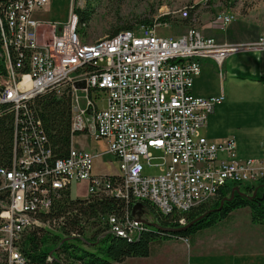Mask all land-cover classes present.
<instances>
[{"label":"built area","instance_id":"obj_1","mask_svg":"<svg viewBox=\"0 0 264 264\" xmlns=\"http://www.w3.org/2000/svg\"><path fill=\"white\" fill-rule=\"evenodd\" d=\"M51 0H15L0 10V104L15 113L16 147L12 168H0V258L4 264H34L21 250L35 229L64 232L68 212L50 218L52 195L86 183L85 201L115 197L129 206L125 217L109 216L99 227L86 220L82 233L68 241L100 242L109 235L137 239L150 228L134 215L137 204H149L164 216H184L209 204L231 185H256L264 179V161L238 159L234 138L220 143L202 135L209 117L225 96L197 97L193 87L210 58L221 69L238 47L220 44L196 28L159 36L169 20L122 31L86 43L80 33L75 2L64 25L37 18ZM181 21L189 17L184 11ZM223 27L235 17L220 13ZM251 47L264 49V35ZM52 93L71 104V132L106 144V152L70 148L55 159L40 118L31 110ZM99 102L105 103L103 109ZM220 154L226 158L221 159ZM110 155L119 174L96 175V158ZM153 161L160 174L146 176ZM72 198V197H71ZM141 218L148 222L146 207ZM137 213L140 211H136ZM186 219L180 225L186 226Z\"/></svg>","mask_w":264,"mask_h":264},{"label":"trees","instance_id":"obj_2","mask_svg":"<svg viewBox=\"0 0 264 264\" xmlns=\"http://www.w3.org/2000/svg\"><path fill=\"white\" fill-rule=\"evenodd\" d=\"M15 0H0V10ZM100 1V0H92ZM238 0H226L229 7H234ZM75 13L79 17V27L87 25L94 17V11L89 7L77 8ZM192 11L186 22L191 21ZM163 17L160 20L166 21ZM184 20V21H185ZM142 25H151L150 21H143ZM133 30L132 26H124L116 29L112 35L122 31ZM111 35V36H112ZM2 48V37L0 31V52ZM0 104V168H11L16 147L15 136V113L8 107ZM31 110L37 115L43 126L44 135L54 153L56 159L65 158L70 153L74 135L71 132L72 112L69 99H58L52 93L39 97ZM236 185L240 192L232 193L235 188L226 187L221 191V196L209 204L200 205L192 209L184 216H164L156 209L146 204L154 222L163 229H181L180 219H186L187 229L178 232H163L161 229L148 228L141 232L137 239L109 235L100 242L84 243L82 240L68 241L65 235L73 231L83 232L82 224L98 215L115 214L117 217H125L128 212V203L123 199L115 197H103L83 201L72 199L70 192L62 194L52 209L50 218H60L68 212L73 216L66 218L64 232L53 233L44 229H35L25 236L22 241L21 250L24 255L34 264H122L129 258H147L155 250L156 245L170 239H193L200 232L213 228L218 223L230 217L232 212L249 208L251 220L254 224L264 226V179L256 185H244L245 190ZM228 199V200H226ZM224 202V203H223ZM95 226V224H93ZM185 227V226H184ZM0 264H4L1 262Z\"/></svg>","mask_w":264,"mask_h":264},{"label":"crops","instance_id":"obj_3","mask_svg":"<svg viewBox=\"0 0 264 264\" xmlns=\"http://www.w3.org/2000/svg\"><path fill=\"white\" fill-rule=\"evenodd\" d=\"M49 6L37 14L38 20L43 21L49 14ZM198 30L220 44L238 47L221 69L210 58L200 60L202 72L195 81L193 94L202 98L225 96V101L209 117L202 135L216 143L234 138L239 160L264 161V49L251 47L260 42L264 25L235 21L223 27L206 22ZM72 146L76 148L74 138ZM89 151L99 154L98 148ZM219 157L226 158L225 154ZM210 229L213 234L208 237L213 241L204 248L192 239L191 243L170 239L156 245L150 257L129 258L122 264H264V226L252 222L249 208L232 212L229 218ZM170 243L169 253L159 255Z\"/></svg>","mask_w":264,"mask_h":264},{"label":"rangeland","instance_id":"obj_4","mask_svg":"<svg viewBox=\"0 0 264 264\" xmlns=\"http://www.w3.org/2000/svg\"><path fill=\"white\" fill-rule=\"evenodd\" d=\"M75 2L76 8L94 11V17L88 26L80 31L86 43H94L124 26H132L133 29L142 25L143 21H150L153 24L163 17L169 18L170 27L167 30H159V36H173L185 33L188 28L198 29L200 25L208 23L214 26L216 17L220 13L233 15L235 21L254 22L264 25V0H238L234 7H229L226 0H52L49 6V14L43 17L42 22L66 24L70 21L71 5ZM48 8V7H47ZM192 11L191 21L186 22L184 11ZM222 26V25H220ZM200 31V30H199ZM105 103L99 102V107L103 109ZM74 144L76 148H87L93 150L98 148L99 152H105L106 144L95 141L86 136H75ZM159 161H153L152 165L145 164L144 175L152 176L160 174L159 168L155 167ZM96 175H116L119 174V164L111 156L96 158L94 164ZM236 186L231 185V188ZM245 190V186H240ZM87 184L77 183L71 187V197L74 199H84L86 197ZM148 220H154L152 214L148 215ZM213 234V229L198 234L192 242L204 248L213 241L208 236ZM185 240V239H183ZM77 242L78 240H73ZM186 241V240H185ZM191 243V240H190ZM172 244H167L159 255H167Z\"/></svg>","mask_w":264,"mask_h":264},{"label":"water","instance_id":"obj_5","mask_svg":"<svg viewBox=\"0 0 264 264\" xmlns=\"http://www.w3.org/2000/svg\"><path fill=\"white\" fill-rule=\"evenodd\" d=\"M235 192L241 193L239 188H235L230 199H232L234 197ZM241 194H243V193H241ZM226 200H228V199H226ZM143 208H144L143 204H137V206H135V208H134V212H133L134 215H137L139 217L138 218L139 221L145 222L148 226H150V227H152L154 229L155 228L161 229V230H163V232H178V231L185 230V229H187L189 227V226H185V227H182L181 229H163V228H160L158 226V224H156L155 222H148V221H145V220H143L141 218V215H142V213H141L142 211L141 210H143ZM136 211H140V212L137 213Z\"/></svg>","mask_w":264,"mask_h":264},{"label":"bare ground","instance_id":"obj_6","mask_svg":"<svg viewBox=\"0 0 264 264\" xmlns=\"http://www.w3.org/2000/svg\"><path fill=\"white\" fill-rule=\"evenodd\" d=\"M74 135V134H73ZM76 135H74L75 137ZM73 137V138H74ZM51 148V146H50ZM56 159V158H55ZM12 168V167H11ZM9 169V168H8ZM72 187V186H71ZM88 188V187H87ZM68 191V188H64L62 190H58L56 191L53 195H52V199H53V206L54 204L56 203L57 200L61 199L62 198V194L64 192ZM70 196H71V191H70ZM74 200V198H72ZM80 200H83L85 201V198L84 199H80ZM109 216H102V215H98L97 217L95 218H92L90 219L91 221H93V223L95 224L96 227H99L103 224H105L107 222V219H108Z\"/></svg>","mask_w":264,"mask_h":264}]
</instances>
